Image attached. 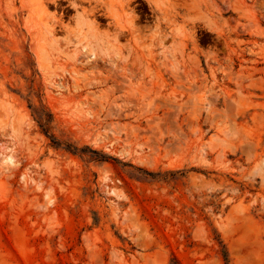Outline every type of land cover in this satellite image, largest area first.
<instances>
[{
	"label": "rangeland",
	"instance_id": "1",
	"mask_svg": "<svg viewBox=\"0 0 264 264\" xmlns=\"http://www.w3.org/2000/svg\"><path fill=\"white\" fill-rule=\"evenodd\" d=\"M0 264H264V0H0Z\"/></svg>",
	"mask_w": 264,
	"mask_h": 264
},
{
	"label": "bare ground",
	"instance_id": "2",
	"mask_svg": "<svg viewBox=\"0 0 264 264\" xmlns=\"http://www.w3.org/2000/svg\"><path fill=\"white\" fill-rule=\"evenodd\" d=\"M87 50V48L85 47V51ZM86 52H88V51H86ZM89 54L87 55V56H89L90 55V57L91 58H93V56H94V52H93V50H92V52L90 53V52H88ZM87 54V53H86ZM40 59H41V61H40V65H41V67L42 68H44L43 66H44V63H43V56H42V54H41V57H40ZM91 79V78H90ZM131 101V100H130ZM198 104V103H197ZM151 105V104H150ZM197 106V105H196ZM226 117V116H225ZM229 119V118H228ZM230 120V119H229ZM228 122H231V120L230 121H228ZM229 131H226V133H228ZM123 149H125L124 147H122V150ZM124 151V150H123ZM5 163L6 164H8V165H11V164H13V158L12 157H7L5 160ZM23 178H25V177H23ZM112 194H115V191H112Z\"/></svg>",
	"mask_w": 264,
	"mask_h": 264
}]
</instances>
